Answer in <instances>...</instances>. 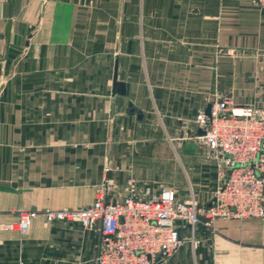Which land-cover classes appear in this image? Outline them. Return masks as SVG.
Wrapping results in <instances>:
<instances>
[{"label":"crops","instance_id":"crops-1","mask_svg":"<svg viewBox=\"0 0 264 264\" xmlns=\"http://www.w3.org/2000/svg\"><path fill=\"white\" fill-rule=\"evenodd\" d=\"M9 23L8 36L4 35ZM124 94H112L113 77ZM0 264H94L98 224L44 211L116 195L194 189L208 204L224 161L197 136L227 95L264 108V11L255 0H0ZM157 264H264V221L216 219Z\"/></svg>","mask_w":264,"mask_h":264},{"label":"built area","instance_id":"built-area-1","mask_svg":"<svg viewBox=\"0 0 264 264\" xmlns=\"http://www.w3.org/2000/svg\"><path fill=\"white\" fill-rule=\"evenodd\" d=\"M255 2L264 11V0ZM196 123L203 130L197 136L201 144L220 156L228 169L210 205L201 204L191 187L185 196L165 188L159 193L145 189L143 197H135L128 193L134 178L126 181L127 193L116 195L114 179L105 168L89 205L46 210V222H77L84 228L98 224L101 236L94 264H157L184 243L181 226L193 241L197 225L212 226L216 219L264 221V108L235 104L224 95L210 104L208 114L200 111ZM32 216L21 210L17 222L1 223L0 228L24 235Z\"/></svg>","mask_w":264,"mask_h":264},{"label":"water","instance_id":"water-1","mask_svg":"<svg viewBox=\"0 0 264 264\" xmlns=\"http://www.w3.org/2000/svg\"><path fill=\"white\" fill-rule=\"evenodd\" d=\"M8 29H9V23H7L5 30H4V35L7 37L8 36ZM2 87V84L0 85V88ZM112 94H124V85L120 82L116 81V76L114 74L113 77V90H112ZM209 109H210V105L207 107L206 113H209ZM200 134H203V130L200 131ZM210 205V202L207 204ZM200 219V221L205 222V218L202 216L198 217Z\"/></svg>","mask_w":264,"mask_h":264},{"label":"rangeland","instance_id":"rangeland-1","mask_svg":"<svg viewBox=\"0 0 264 264\" xmlns=\"http://www.w3.org/2000/svg\"><path fill=\"white\" fill-rule=\"evenodd\" d=\"M203 145V144H202ZM191 240V239H190Z\"/></svg>","mask_w":264,"mask_h":264}]
</instances>
